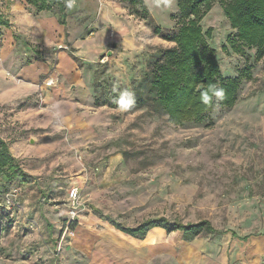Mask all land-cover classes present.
<instances>
[{
    "label": "rangeland",
    "instance_id": "1",
    "mask_svg": "<svg viewBox=\"0 0 264 264\" xmlns=\"http://www.w3.org/2000/svg\"><path fill=\"white\" fill-rule=\"evenodd\" d=\"M142 1L162 28L177 27L178 0ZM212 6L202 25L214 27L223 73L244 78L210 126L95 104L105 88L133 92L155 48L175 44L139 3L72 0L64 25L27 0H0L11 22L0 25V136L32 176L8 185L0 171V264H264V57L224 52L235 31L220 0ZM92 207L126 226L164 216L222 233L159 227L138 239Z\"/></svg>",
    "mask_w": 264,
    "mask_h": 264
},
{
    "label": "trees",
    "instance_id": "2",
    "mask_svg": "<svg viewBox=\"0 0 264 264\" xmlns=\"http://www.w3.org/2000/svg\"><path fill=\"white\" fill-rule=\"evenodd\" d=\"M131 4L139 3L142 6V17L155 34L173 46H157L147 61V69L141 79L134 84L133 93L135 103L129 111L146 108L150 113H159L167 116V120L176 125L189 122L213 125L210 113L218 104L222 108H232L238 100L239 90L244 76H226L217 56V49L210 43L213 38L214 27L204 29L202 22L212 10L214 0H178L179 10L172 17L177 21V27L162 28L150 14L142 0H123ZM38 11H51L59 15L60 23L66 24V12L72 0H27ZM220 6L235 31L227 36V42L222 45L226 53L230 50L242 53L245 47L256 48L255 60L264 57V0H220ZM0 25L10 27L11 22L0 11ZM79 59V57H74ZM249 80L251 74L245 75ZM224 90L221 100L209 91V103L202 101L201 93L209 90L210 86ZM107 89V88H105ZM95 94L97 106L108 104L118 107L117 91L107 89ZM96 90V89H95ZM11 171L8 185L11 181L20 184L28 183L32 176L20 165V161L13 155L9 143L0 136V171ZM102 219L109 221L119 230L138 239H145L147 234L156 227L168 232L182 230L186 239H192L201 233L219 234L208 220L194 223L171 221L167 217H150L137 226H126L110 215L104 214L99 208L92 207ZM72 228L76 221L70 223ZM237 236L236 232H233ZM249 235L242 237L247 239Z\"/></svg>",
    "mask_w": 264,
    "mask_h": 264
},
{
    "label": "clouds",
    "instance_id": "3",
    "mask_svg": "<svg viewBox=\"0 0 264 264\" xmlns=\"http://www.w3.org/2000/svg\"><path fill=\"white\" fill-rule=\"evenodd\" d=\"M209 91L213 93V95L217 98V100H221L224 97V90L222 88H217L215 85L210 86L209 90H206L201 93L202 101L207 104L209 103L211 97L209 96ZM135 103V94L127 89L121 91L119 93L117 104L120 110L127 111L129 108L133 106Z\"/></svg>",
    "mask_w": 264,
    "mask_h": 264
},
{
    "label": "built area",
    "instance_id": "4",
    "mask_svg": "<svg viewBox=\"0 0 264 264\" xmlns=\"http://www.w3.org/2000/svg\"><path fill=\"white\" fill-rule=\"evenodd\" d=\"M78 196V190L76 188H72L70 191V198L72 200H76Z\"/></svg>",
    "mask_w": 264,
    "mask_h": 264
},
{
    "label": "crops",
    "instance_id": "5",
    "mask_svg": "<svg viewBox=\"0 0 264 264\" xmlns=\"http://www.w3.org/2000/svg\"><path fill=\"white\" fill-rule=\"evenodd\" d=\"M161 39H162V38H161ZM163 40H164V39H163ZM165 41H167V40H165ZM168 42H169V41H168ZM156 228H159V227H156ZM153 229H155V228H153ZM153 229H152V230H153Z\"/></svg>",
    "mask_w": 264,
    "mask_h": 264
},
{
    "label": "water",
    "instance_id": "6",
    "mask_svg": "<svg viewBox=\"0 0 264 264\" xmlns=\"http://www.w3.org/2000/svg\"><path fill=\"white\" fill-rule=\"evenodd\" d=\"M109 54H111V52H109Z\"/></svg>",
    "mask_w": 264,
    "mask_h": 264
}]
</instances>
